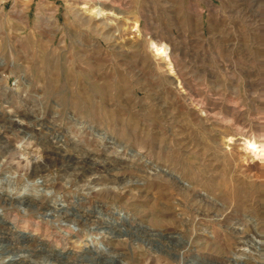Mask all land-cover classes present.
Wrapping results in <instances>:
<instances>
[{"label":"rangeland","instance_id":"obj_1","mask_svg":"<svg viewBox=\"0 0 264 264\" xmlns=\"http://www.w3.org/2000/svg\"><path fill=\"white\" fill-rule=\"evenodd\" d=\"M250 138L264 0H0V264H264Z\"/></svg>","mask_w":264,"mask_h":264},{"label":"bare ground","instance_id":"obj_2","mask_svg":"<svg viewBox=\"0 0 264 264\" xmlns=\"http://www.w3.org/2000/svg\"><path fill=\"white\" fill-rule=\"evenodd\" d=\"M97 14H101L102 8H98L96 10H94ZM136 29V27H135ZM167 44V42H166ZM165 43H159L157 42V40H151L149 43V49L152 51L154 58L162 60L167 68V71L170 73H174L175 69L172 66V60H171V54H170V49L168 47V45H166ZM220 62V61H219ZM178 77V76H177ZM174 83L176 84L177 88L179 89H183V88H187L189 87L185 82H183L180 78H176ZM251 139V138H250ZM247 140V139H246ZM231 141V140H230ZM245 141V140H244ZM245 144L247 146H245L246 150L254 155V156H259V155H264V140H258L256 138H252L250 141H245ZM13 175V174H11ZM15 175L13 177H9V178H4L2 180H6L8 181V186H11L14 182H15ZM18 177V176H17ZM36 177V176H35ZM33 178V176H32ZM37 179V178H36ZM40 179L42 180L41 182L44 183L43 185H45L48 180L46 179L45 176L41 175ZM35 179L33 180H29L28 178H26V180L24 181V183H26V185L24 186V191L28 190L29 185H33L32 182H34ZM37 184V183H36ZM34 187V186H33ZM45 187V186H44ZM31 188V186H30ZM93 188V186L90 188V190ZM45 189V190H44ZM13 191V190H12ZM48 191L49 189L43 188V189H37L36 192L39 193L41 195L42 199H46L48 200ZM51 191V190H50ZM53 192V191H51ZM19 194V193H18ZM53 195V194H52ZM55 195V194H54ZM56 198V197H55ZM55 205V203H53ZM126 218L129 219L128 215L126 216ZM17 219V218H16ZM128 219H124V221L128 220ZM68 232V231H67ZM66 232V233H67ZM95 245V244H94ZM98 246V245H97ZM263 260V259H262Z\"/></svg>","mask_w":264,"mask_h":264}]
</instances>
